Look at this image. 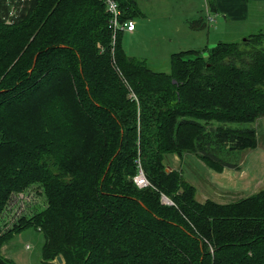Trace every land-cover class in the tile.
<instances>
[{"label":"trees","instance_id":"1","mask_svg":"<svg viewBox=\"0 0 264 264\" xmlns=\"http://www.w3.org/2000/svg\"><path fill=\"white\" fill-rule=\"evenodd\" d=\"M115 1L121 23L139 15ZM108 20L98 0H0V223L13 194L36 186L46 205L0 249L33 226L42 264H264V186L200 203L163 163L193 153L235 170L227 156L256 147L254 129L227 124L264 116V33L174 53L162 73L125 54L124 32L113 44ZM138 165L153 188L133 183Z\"/></svg>","mask_w":264,"mask_h":264},{"label":"rangeland","instance_id":"2","mask_svg":"<svg viewBox=\"0 0 264 264\" xmlns=\"http://www.w3.org/2000/svg\"><path fill=\"white\" fill-rule=\"evenodd\" d=\"M136 2L139 10L145 16L135 18L136 31L132 35L124 32L121 35V45L127 56L144 61L155 72L169 73V60L174 53L193 48V50L201 52L203 57H206L209 50L219 42L240 43L245 38V35L250 32H254L253 34L264 33V17H262L264 4L256 3L261 8L254 12H249L250 2H248L247 12L246 4L244 5L245 11H238V19L246 21L228 22L223 14L212 15L207 10L203 0H186L185 3L180 0H136ZM184 6L185 8H183ZM238 7L240 5L237 4ZM186 13H190L194 18L201 20L203 18L206 19V14L208 13L211 15L208 16L212 18V22L206 21L207 26L203 28V32L194 34L191 37L182 34L178 35V31L186 25V22L179 23L177 34L166 36L165 32L167 29H171L176 19L183 18ZM245 14L247 19H245ZM227 126L238 129H254L256 133L255 150L238 152L233 157L227 156V160L238 164L242 158L248 157L246 162L248 165L245 169L246 171L248 170V175L251 168H253L254 172L261 167L264 169V116L257 118L252 123H234L227 124ZM254 156L255 158H253ZM163 163L167 172L178 170L182 173L186 182L194 185L197 189L194 196L197 202H200V200L204 202L206 198L217 202L231 201L238 198L237 196L233 199L227 197L225 192L217 193L216 181L213 179L217 176H213L214 172L193 153L185 154L180 158L175 155H164ZM251 164H253V167H250ZM239 176L245 178L244 183L248 187L243 189L242 195L249 196L254 194L261 186H264V173L260 178L261 185L258 186L257 181L247 184L244 174ZM237 183L242 184L243 182L237 181ZM160 194L163 193L161 192ZM45 206L42 192L36 186L22 194H13L5 206L3 219L0 223V235L8 232L18 219H28L43 210ZM43 242L42 233L37 228L30 226L17 234L14 233L2 245L0 254L13 264H42L41 247ZM54 263L57 262L52 261V264Z\"/></svg>","mask_w":264,"mask_h":264},{"label":"crops","instance_id":"3","mask_svg":"<svg viewBox=\"0 0 264 264\" xmlns=\"http://www.w3.org/2000/svg\"><path fill=\"white\" fill-rule=\"evenodd\" d=\"M180 1H184V3L186 2V0H180ZM203 1L205 2V6H206L207 10L209 9V12L212 15H214V14L215 15L223 14L224 18L228 22H234V21L245 22L246 20L238 19V11H240V12L243 11V10L245 11L244 5L246 4V12H247V4H248V2H250L249 12H254L255 10L260 9L261 8L260 5L264 4V0H203ZM256 3H259L260 5H258ZM237 4L240 5V7L237 8ZM185 6L183 8H185ZM251 6H252V8H251ZM139 16L144 17L145 15L142 14V12L139 10V15L136 16V17H139ZM262 17H264V13H263ZM135 18L133 19V21L135 20ZM245 19H247V15L246 14H245ZM196 20H198V19L194 18L190 13H186V14H184L183 18H177L176 22H174L173 27L171 29H167L165 34H166V36L176 35L177 31H178L179 23H183V22H186V25H184L182 27V29H180L178 31V35L182 34V35H185L187 37H191L194 34H200L201 32H203L202 24L200 22L195 24V26L199 25V29H195L194 30V29H192L190 27V24L192 22L196 21ZM205 22H206V19H205ZM206 26H207V24H206ZM135 31H136V28H135L134 32ZM133 33H128V34L132 35ZM253 33L254 32H250L249 34H247L245 36L251 35ZM191 50H193V48H191ZM248 150L253 151V150H255V148L254 149H248ZM250 158H252V157H250ZM253 158H255V156ZM247 159H248V157L242 158L241 161L238 163V168L235 169V170L234 169L224 168L221 172H216V171L211 169L214 172L213 176H217V177L213 178L216 181L217 193L218 192L219 193L225 192L226 196L230 197L232 199L236 198V196L238 197L237 199H234V200H231V201L228 200V201L217 202L215 200L214 202L219 203V204H226V203L234 202V201H236L238 199H242V198L248 197L246 195H242L243 194V189L248 188V187H246V184L244 183L245 178H242L239 175H243V174L245 175L247 184L249 182L254 183L255 181H257L256 182L257 186L261 185L260 178L262 177V175L264 173V169L261 167L259 169H256L255 172H254L253 168H251V171L249 169V175H248V170L247 171L245 170L246 166L248 165V163H246ZM252 160H254V159H252ZM250 167H253V164H251ZM263 180H264V177H263ZM237 181H240V182H243V183L240 184V183H237ZM261 188H262V186L259 188V190ZM196 191H197V189H196ZM257 192H255V193H257ZM205 200H209V199L206 198ZM200 203H203V200L202 201L200 200Z\"/></svg>","mask_w":264,"mask_h":264},{"label":"built area","instance_id":"4","mask_svg":"<svg viewBox=\"0 0 264 264\" xmlns=\"http://www.w3.org/2000/svg\"><path fill=\"white\" fill-rule=\"evenodd\" d=\"M102 2L105 6V10L109 15L108 26L112 33V43L114 44L116 33L119 31L126 33H133L135 30V23L133 20H127L123 23L120 22L121 10L118 3L115 0H98ZM209 22H212V18L207 16ZM137 174L133 177V183L139 189L153 188L152 185L147 180L144 171L141 166L138 165ZM160 203L165 206H172L173 202L164 194H160Z\"/></svg>","mask_w":264,"mask_h":264},{"label":"water","instance_id":"5","mask_svg":"<svg viewBox=\"0 0 264 264\" xmlns=\"http://www.w3.org/2000/svg\"><path fill=\"white\" fill-rule=\"evenodd\" d=\"M55 261L58 263V264H62V260H61V257L60 256H57Z\"/></svg>","mask_w":264,"mask_h":264}]
</instances>
